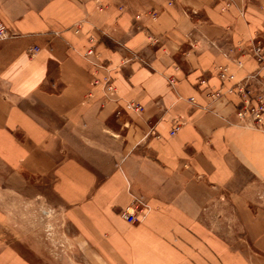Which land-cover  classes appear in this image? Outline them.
<instances>
[{"label": "crops", "instance_id": "obj_1", "mask_svg": "<svg viewBox=\"0 0 264 264\" xmlns=\"http://www.w3.org/2000/svg\"><path fill=\"white\" fill-rule=\"evenodd\" d=\"M226 2L0 0L14 34L0 41V164L51 183L92 261L264 264V128L242 126L227 93L258 73L264 89L246 52L264 0ZM0 264L32 263L5 247Z\"/></svg>", "mask_w": 264, "mask_h": 264}, {"label": "rangeland", "instance_id": "obj_2", "mask_svg": "<svg viewBox=\"0 0 264 264\" xmlns=\"http://www.w3.org/2000/svg\"><path fill=\"white\" fill-rule=\"evenodd\" d=\"M235 2L240 5L246 3L240 0ZM234 6L232 4L230 8ZM260 39L262 38H256L252 42ZM251 44L250 42L246 46V52ZM257 65L260 69V65ZM252 76L261 78L259 73ZM245 79L232 85L234 92L228 94L240 100L235 87L243 84ZM234 81L235 79L228 83ZM258 90L261 91L260 88ZM263 94L264 89L260 92V95L264 96ZM190 102L193 103L194 99H190ZM238 107L240 102L236 110ZM241 124L246 128L256 129ZM64 213V205L54 195L49 181L31 180L16 175L0 164V250L13 247L32 264H100L91 260V249L80 240ZM232 231L228 227V234Z\"/></svg>", "mask_w": 264, "mask_h": 264}, {"label": "built area", "instance_id": "obj_3", "mask_svg": "<svg viewBox=\"0 0 264 264\" xmlns=\"http://www.w3.org/2000/svg\"><path fill=\"white\" fill-rule=\"evenodd\" d=\"M244 2L245 0H240ZM229 2V3H228ZM223 8L224 11L228 10L232 4L236 5L235 0H228ZM243 12V10H241ZM151 17L155 18L157 13L153 12ZM14 37V34L6 27L3 21L0 19V41L7 40ZM93 41V40H91ZM251 46L248 48L247 54L253 58L259 65L260 70H264V38L251 42ZM237 66L240 67L242 64L238 60ZM217 76L221 84L225 85L228 82L235 79V75L230 71L227 66H220L217 69ZM171 86H174L175 82L173 79L169 81ZM104 86L107 93H115V88L109 83L108 79H104ZM205 80L200 81L201 86H206ZM262 84V79L258 76H250L244 80L243 84L237 85L238 95L240 96V107L236 110V116L241 123L245 126L250 125L256 129L264 128V96L260 95L259 86ZM95 85H99V81L95 82ZM258 87V88H257ZM234 90L231 87L227 93H233ZM257 93V95L255 94ZM207 96L212 100H219L224 96L220 90L210 91ZM124 111L133 113H142L144 111L143 106L135 102H128L124 106ZM179 130V125H176L171 131L173 136ZM141 212L140 203L136 202L129 208L123 211L122 217L129 224H135L138 222V215Z\"/></svg>", "mask_w": 264, "mask_h": 264}, {"label": "bare ground", "instance_id": "obj_4", "mask_svg": "<svg viewBox=\"0 0 264 264\" xmlns=\"http://www.w3.org/2000/svg\"><path fill=\"white\" fill-rule=\"evenodd\" d=\"M249 128V127H248Z\"/></svg>", "mask_w": 264, "mask_h": 264}]
</instances>
